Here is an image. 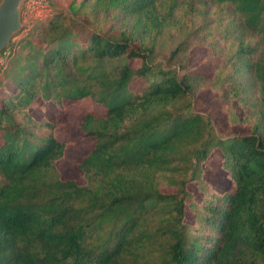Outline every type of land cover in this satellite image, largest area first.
<instances>
[{"label":"trees","instance_id":"16d2710c","mask_svg":"<svg viewBox=\"0 0 264 264\" xmlns=\"http://www.w3.org/2000/svg\"><path fill=\"white\" fill-rule=\"evenodd\" d=\"M77 4L86 32L58 11L0 69V264H264V0ZM193 45L210 74L190 68ZM206 89L248 134L214 133L193 105ZM87 97L107 112L84 114L80 184L58 169L59 124L31 109ZM216 148L230 183L200 179L186 222L187 185Z\"/></svg>","mask_w":264,"mask_h":264},{"label":"rangeland","instance_id":"374dc122","mask_svg":"<svg viewBox=\"0 0 264 264\" xmlns=\"http://www.w3.org/2000/svg\"><path fill=\"white\" fill-rule=\"evenodd\" d=\"M66 5L68 6V10L65 9L66 12L63 13L70 17L73 27L82 32H86L88 27L85 24H89V20L87 17L77 16L75 14L74 7L79 6L77 1L72 0L70 4L66 3ZM36 26L41 25L37 24L34 27ZM25 38L21 40V44ZM169 38L171 37L166 38L165 41L166 50L176 44L175 38L173 40ZM10 48L11 44L0 55V69L5 68L9 60L19 50L9 54L8 51ZM133 61L134 65H140V60L135 59ZM188 62L190 68L194 71L210 74L211 65L206 58V50L203 45H193L190 48ZM142 87V84L136 82L131 84V89L135 91L140 90ZM193 105L195 111L210 118L214 133L217 136L231 138L235 135L241 136L249 133V128L232 121L231 117L227 114V109L231 108L235 110L236 115L239 117L241 110L238 105L234 101L231 102L228 99H222L218 91L206 89L198 92L194 97ZM88 110H95L98 114H105L107 112L105 106L95 103L90 97L77 101L64 100L60 104L40 102L31 109V112L36 117H45L59 124L56 129V136L61 141L68 142L69 146L65 157L57 163L58 169L63 179H73L80 184H83L85 179L82 171L78 167V163L93 148L95 143L94 137L87 136L81 129L84 114ZM221 161L222 152L219 148H216L212 151L208 159L203 162L198 179L191 180L188 183V191H190L194 198L193 200L188 199L186 201L184 221H194L195 213L190 206L191 202H200L204 197L203 192L199 190L200 179H204L217 191H222L230 183L226 172L221 166Z\"/></svg>","mask_w":264,"mask_h":264},{"label":"built area","instance_id":"2783aa9c","mask_svg":"<svg viewBox=\"0 0 264 264\" xmlns=\"http://www.w3.org/2000/svg\"><path fill=\"white\" fill-rule=\"evenodd\" d=\"M68 6L62 3L61 7L55 6L51 0H25L22 7L23 28L17 32L11 39V48L8 53L19 49L21 40L25 38L32 28L39 24L43 25L48 22L58 12H66ZM7 46L6 50L10 46ZM1 55V53H0Z\"/></svg>","mask_w":264,"mask_h":264},{"label":"water","instance_id":"95a60500","mask_svg":"<svg viewBox=\"0 0 264 264\" xmlns=\"http://www.w3.org/2000/svg\"><path fill=\"white\" fill-rule=\"evenodd\" d=\"M25 0H0V53L10 44L12 37L23 28L22 7ZM61 7L70 0H51ZM79 3L81 0H76Z\"/></svg>","mask_w":264,"mask_h":264},{"label":"crops","instance_id":"0c3cea01","mask_svg":"<svg viewBox=\"0 0 264 264\" xmlns=\"http://www.w3.org/2000/svg\"><path fill=\"white\" fill-rule=\"evenodd\" d=\"M85 99V98H84Z\"/></svg>","mask_w":264,"mask_h":264}]
</instances>
